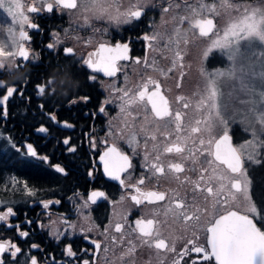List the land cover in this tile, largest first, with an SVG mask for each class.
<instances>
[{"label": "flooded vegetation", "instance_id": "1", "mask_svg": "<svg viewBox=\"0 0 264 264\" xmlns=\"http://www.w3.org/2000/svg\"><path fill=\"white\" fill-rule=\"evenodd\" d=\"M193 1L151 0L142 17L128 24L116 23L109 16L127 10L133 0H100L107 9L102 13L95 10L92 0H78L77 9L56 8L53 13L43 10L39 13L27 12L29 22L37 25L32 28L25 24L23 30L30 39L19 41L29 51V60L17 57L12 66L0 68V94L4 93L6 87L18 89L4 105L0 127L20 131L14 140L18 143L20 152L25 153L26 144L31 143L39 156L46 155L48 161L32 158V167L41 163L49 169L51 176L47 181L48 188L45 189H38L32 182V189L35 191L32 196L23 198L21 195H12L2 198L5 202L0 205V212H5L11 206L15 215L6 221H0V243L11 242L22 248L23 254L17 258L20 264H24L31 256L37 259L38 264H84V261H88V264H174V261L186 264L189 255L192 257L189 264H215L214 260L204 261L202 254L186 251L192 247L187 243L189 240L195 246L207 247L206 228L216 215L212 208L214 198L207 197L206 191L194 192L192 182L198 179V173L188 171L194 166L191 161L185 162L186 171L178 174L179 180L176 179L177 174L169 173L166 168L165 175L146 178L143 185H138L142 192L164 191L167 194L165 201L153 204L144 201L141 205H136L131 199L133 195H138L136 189L123 187L118 181L110 179L104 173L99 159L109 146L116 144L133 161V168L121 176L126 184H136L141 175L148 176L141 167L144 136L155 131L156 122L149 115V119L141 127L147 129V132L132 129L131 132L137 133V151L141 153L135 155L126 140L120 139L121 130L112 128L111 122L120 103L115 100L117 94L112 91L114 88L131 89L134 93L141 90L142 85L150 78L160 84L173 111L179 110L184 114L183 123L186 126L189 122L194 125L196 113L191 108L183 109L182 104L176 101L178 96L188 99L187 96L182 92H169L162 79L164 71L171 72L169 69L174 67L170 65L168 54L177 44L176 38H179L177 28L172 32L166 30V18L171 12L182 14ZM33 2L34 0H30L28 6ZM35 3L39 6L41 0H35ZM85 4L89 10H86ZM163 8H168L169 11L164 13ZM210 17L213 16H197L192 20ZM189 22L190 18L183 26L179 24V33L190 36L188 44L194 40L191 38L193 32L198 31L191 29ZM215 25L216 19L214 28ZM155 33H159L163 39L150 42L142 38L145 34ZM166 37L171 38L167 47ZM101 43L112 47L118 43L128 44V59L117 61L120 70L114 77L94 72L83 63L90 53L98 50ZM149 43L152 47H149ZM49 44H54V47L49 48ZM65 47H72L73 54L66 55L63 51ZM93 76L95 79H91ZM182 76L179 72L177 78ZM38 85L45 87L44 94L40 93ZM154 87V84H148V91L154 90ZM84 96L88 97L86 101L81 99ZM106 99L113 100V103L104 105L105 112L101 113L99 108ZM20 105L25 106L26 117L19 114ZM127 111L130 121L134 114L140 116L137 121L145 115L142 104L132 105ZM52 116L55 120L51 119ZM41 126L47 131L39 132ZM233 127L237 133L238 125ZM7 135L12 139L9 133ZM157 136L161 149L165 143L174 139L173 137L165 142L159 133ZM66 138L75 146V152H69L68 145L63 144ZM239 138L234 137V146H237ZM152 143L148 142L149 151L152 150ZM188 146H193L191 140L188 141ZM161 160L166 166L169 162H179L180 158L167 154L161 155ZM56 164L64 167L67 174L57 173L50 166ZM185 177H189V180L185 181ZM205 187L201 182V188ZM94 190L105 192L107 199L97 198L96 203H92L88 197ZM177 193L176 198L190 206L184 211L190 215L198 214L199 221H186L175 210L166 213V208L170 205L174 209V194ZM85 201L87 206H84ZM45 203H48L47 208L44 207ZM242 203L243 196L237 193L225 209L251 216L256 226L264 231L259 220L243 210ZM137 219H153V237L150 239L153 243L156 239H164L170 248H175V252L145 245L139 233L132 232ZM116 223L124 225L121 233L115 232ZM20 231H27L28 237H21ZM113 237L116 238L115 241ZM129 240L134 246L131 251ZM92 241L100 243L101 248L96 249ZM33 244L37 247H31ZM69 245L73 256L67 255L66 248ZM5 257L7 260L12 259L7 253Z\"/></svg>", "mask_w": 264, "mask_h": 264}, {"label": "snow or ice", "instance_id": "2", "mask_svg": "<svg viewBox=\"0 0 264 264\" xmlns=\"http://www.w3.org/2000/svg\"><path fill=\"white\" fill-rule=\"evenodd\" d=\"M150 4L151 0H133L127 10L118 11L116 15H110L109 18L116 23H131L139 20L144 14V9ZM92 5L97 12L107 11L100 0H92ZM78 6V0H52V2L41 0L39 6L36 5L34 0L27 7V12L39 13L43 10L53 13L56 8L77 9ZM187 6L191 8L194 15H199V10L196 7ZM223 6L232 7L231 4ZM22 7L19 0H0V8H4L12 16L14 23L19 24L21 28L19 40L13 39L11 50H5L6 45L0 43V58H4V60L16 57L23 58L25 61L29 60V51L19 41L30 39L28 33L23 30L25 24L32 28H36L37 25L29 22L28 16L24 15L21 10ZM85 8L89 10L87 4H85ZM200 8H207L211 12L216 11L214 6L201 4ZM162 11L167 13L169 9L163 8ZM237 11H239V7H237ZM186 20H188L187 16H181L178 23L183 24ZM189 23L191 29L198 30L201 37H208L214 28L212 19H194ZM8 32L14 36L12 28H9ZM176 32L179 34V28L176 29ZM193 34L195 35V32ZM142 38L150 42L163 39L159 33L145 34ZM242 41H259L261 45H264V8L250 10L248 7H244L243 18L224 29L223 36H218L217 39H214L211 45L204 49L202 57L207 59L214 49L227 50V59L231 64L225 71H217L215 75L224 77L219 82L222 85L231 84L233 80L239 81L241 91L249 97L247 100L240 101L241 104L246 106V114L241 123L245 124L244 132L251 131L252 139L245 140L238 146H234L233 139L237 133L233 125L236 123V116L230 109V103L228 102L233 97L229 93L228 101L222 102L218 106L216 103L217 88L213 86L217 83L215 80H206L205 87L196 94L195 108L200 118L195 119L194 125L189 122L186 126L183 123L184 114L179 110L173 111L168 99L160 91V84L149 78L147 83L142 85V89L134 93L131 89L126 88H114L112 90L117 94L115 100L120 102L118 106L121 113L127 111L132 105L142 104L145 109L143 119L147 121L150 115L152 120L156 122L155 131L144 136L145 147L141 167L146 170L148 176L141 175L136 184H126L121 176L133 168V161L116 144L109 146L99 157L103 164V171L110 179L118 181L123 187L136 189L138 195L131 197L136 205H141L144 201L149 204L165 201L167 194L164 191L142 192L138 185H143L146 178L151 179L152 177L165 175L166 168L169 173L177 174L176 179L179 180L178 174L186 171L185 162L191 161L194 166L189 168L188 171L198 173V179L192 182L194 184V192L196 190L206 191L207 197L214 198L212 200V208L215 210L216 215L210 222V226L206 228L208 233L207 247L195 246L194 242L189 240L187 243L192 245V247L186 249V251L188 253L202 254L204 261L214 260L215 264H264V231L256 226L249 215L225 209L230 199L234 200L236 194L239 193L247 204L246 211L264 219V205L257 209L256 204L251 199V189L249 187L251 180L248 178V168L245 166L246 163L249 166H264V61L260 63L261 71L257 72L256 64L251 61L250 57L241 52ZM184 43H187V40ZM165 46L167 47V45ZM48 47L52 48L54 44H49ZM149 47H152L151 43H149ZM63 51L70 56L73 54L74 49L65 47ZM128 51L127 43H118L114 47L101 43L98 50L95 53H90L88 59L84 60L83 63L94 72H103L106 76L114 77L120 70L117 67V61L127 60ZM261 55H264V53H261ZM175 56L183 60V56L179 51L175 53ZM4 60H0V68L4 67ZM173 66L175 67V61H173ZM179 67L183 68V65L181 64ZM91 79H95V76L91 77ZM148 84H154V90L149 92ZM179 86L177 85V87ZM38 88L40 93L44 94L45 87L38 85ZM17 92L18 89L16 88L6 87L4 93L0 94L2 96L0 98V115L4 114V105ZM81 99L86 101L88 97L84 96ZM176 101L178 104H182L185 110L189 109L193 103V101L186 99L184 96H178ZM110 103H113V100L106 99L104 104L100 106L99 112L104 113V105ZM51 119L55 120V117L52 116ZM255 123H258L261 127L256 129ZM38 131L43 133L47 129L41 126ZM140 131L147 132V129L141 128ZM157 133L163 137L165 142L169 141L170 138L174 137V139H171L169 143H165L161 149L160 144L157 143ZM193 134H195V137ZM136 136V132H131L127 137L121 135L120 139L126 140L135 155H140L141 153L137 151L139 141ZM189 140L192 141L193 146L191 147L188 146ZM149 141L153 142L151 151L148 150ZM63 144L68 145L67 150L69 152L76 151L75 146L70 143L69 139H64ZM185 152H187V155H185ZM167 154L179 157V162H169L165 166L161 160V155ZM25 155L48 161L46 155H38L32 144H27ZM200 157L203 159L201 160ZM50 166L57 173L67 174L65 168L59 164ZM89 174L91 175V173ZM187 180H189V177H185V181ZM185 181H181V183ZM201 182L206 185L205 188H201ZM16 183L19 182L17 181ZM22 190L29 196L35 194V191L26 183L22 185ZM176 197H178V193L174 194V209L170 205L166 208V213L175 210L186 221H199L200 216L196 213L190 215L187 211H184L186 207L190 206ZM207 197L205 198L207 199ZM97 198L107 199V196L103 191L94 190L88 200L96 203ZM2 203L4 202L0 201V204ZM55 203H59V201H55ZM84 206H87V201H85ZM44 207L47 208L48 203H45ZM221 209L225 210L221 211ZM14 215L13 207L8 206L5 212H0V221H6ZM28 223H33V221H28ZM153 225V219H137L132 232H138L139 237L148 247L175 252V248H170L164 239H156L153 243L150 239L153 237ZM123 227V224L116 223L114 226L115 232L121 233ZM19 235L26 238L29 233L20 231ZM157 235L159 234L157 233ZM112 239L115 241L116 238L113 237ZM92 243L95 244L96 249L101 248V244L97 241H92ZM128 244L130 246L129 251H131L134 247L133 242L129 240ZM31 247L35 248L37 245L33 244ZM104 250L107 251V248ZM66 252L69 256L74 255L70 245L67 246ZM6 253L10 255L11 260L6 259ZM22 254V248L15 243H0V264H20L17 258ZM191 261L192 257L189 255V261L186 264ZM24 264H38V261L34 256H31L25 260ZM84 264H88V261H84ZM174 264H179V262L174 261Z\"/></svg>", "mask_w": 264, "mask_h": 264}, {"label": "rangeland", "instance_id": "3", "mask_svg": "<svg viewBox=\"0 0 264 264\" xmlns=\"http://www.w3.org/2000/svg\"><path fill=\"white\" fill-rule=\"evenodd\" d=\"M29 1L30 0H19L21 5L23 6L21 10L26 16H28L27 7ZM201 4L214 6L216 11L211 12L207 8H200ZM225 4H231L232 7L223 6ZM192 6L196 7L199 10V17H215V28L208 37H201L199 36V32L196 31L195 35L193 34L191 37L194 40L190 41L189 44L184 43L185 40L190 39V36L187 35V33L178 34L179 38H176L177 44L168 54L170 65L172 66L173 61H175V67L172 68L171 72L164 71V73L162 74L164 87L169 92H182L187 96L188 100L193 101L190 108L194 113H196V117L200 118L195 108V101L197 99L196 94L205 87L206 80H215L217 83L213 86L217 88L216 103L218 106L221 105L222 102L228 101L229 93H231L233 97L228 102L230 103V109L236 116V123L234 125H238L239 127V130H237L238 134L236 135V137H240L237 140L238 146L245 140L252 139L251 131L244 132L243 128L245 127V124L241 123L246 114V106L241 104L240 101L247 100L249 99V97L243 91H241L239 81L233 80L231 84L222 85L219 82L222 81L224 77L215 75L217 71H225L231 64V62L227 59V50L214 49L207 59H203L202 53L205 48L211 45V42L214 39H217L218 36H223L224 29H226L233 23H237L240 19L243 18L244 7H248L250 10L255 8H264V0H211L210 2H207V0H194ZM237 7H239V11H237ZM181 16H187L188 18H190V21L193 18L197 17L192 13L191 8L186 9L184 12H182V14H179L177 11L175 13L171 12L169 17L166 18V20H168V22L166 23V30L168 32H172L174 28L180 29L178 21ZM185 22L183 24H185ZM183 24L180 25L183 26ZM9 28L13 29L14 36L8 32ZM19 29L20 25L14 23L12 16H10L4 8H0V43L6 45L5 50L12 49L13 39L15 38L18 40L20 32ZM165 41V44L167 46L170 45L171 42L168 37L165 38ZM174 51L175 53L179 51L183 56V60L176 58V56L173 55ZM241 52L250 57L251 61L256 64V71L260 72V63L264 61V55H261V53H264V45H261L259 41H242ZM0 60H4V58H0ZM15 61H17V57L4 60V68L12 66ZM178 64H182L183 68H180ZM179 72L183 73V76L180 79L177 78ZM177 85L180 86L177 87ZM137 119H140V116H138V114H134V118L130 121L129 112L125 111L121 113L120 108L118 107L117 112L113 116V121L111 122L112 128L114 130L120 129V134L123 136H128L131 131H133V128H135L137 132H140V129L144 125L145 120L143 119V117L141 120L137 121ZM249 119H251V117H249ZM255 127L256 129H259L261 126L258 123H255ZM0 137L3 140L6 149H9V151L18 150V143L15 142L14 139H11L6 133L0 132ZM251 166L246 163V167L248 169ZM262 170H264V166H260V175ZM251 199L256 204L255 200H253L254 198H252V195ZM0 201L5 202L2 200V198H0ZM242 204L243 210L248 213L246 211L247 204L244 199ZM248 214L256 217L257 219L259 218L258 215H253L251 213Z\"/></svg>", "mask_w": 264, "mask_h": 264}, {"label": "trees", "instance_id": "4", "mask_svg": "<svg viewBox=\"0 0 264 264\" xmlns=\"http://www.w3.org/2000/svg\"><path fill=\"white\" fill-rule=\"evenodd\" d=\"M21 111L19 114L26 117V109L24 105H20ZM1 128V127H0ZM0 132L9 133L12 139H17L18 131L0 129ZM27 133V132H26ZM25 133V134H26ZM263 167V166H262ZM50 175L49 169L41 164L36 163L32 167V157L25 155L19 150L6 149L4 142L0 137V198L10 197L12 195H21L23 198L27 193L22 190V185L27 184L32 189V182L38 189L48 188V178ZM251 180V195L255 200L258 209L264 205V170L259 177H252ZM19 183H16V182ZM50 185V184H49ZM39 190L37 191L38 194ZM264 229V219L258 218Z\"/></svg>", "mask_w": 264, "mask_h": 264}, {"label": "bare ground", "instance_id": "5", "mask_svg": "<svg viewBox=\"0 0 264 264\" xmlns=\"http://www.w3.org/2000/svg\"><path fill=\"white\" fill-rule=\"evenodd\" d=\"M249 177L251 178V176L254 178L255 176L256 177H259L260 176V166H256V165H253L249 168Z\"/></svg>", "mask_w": 264, "mask_h": 264}, {"label": "water", "instance_id": "6", "mask_svg": "<svg viewBox=\"0 0 264 264\" xmlns=\"http://www.w3.org/2000/svg\"><path fill=\"white\" fill-rule=\"evenodd\" d=\"M199 19H203V18H199ZM208 19H212L213 20V22H214V24H215V19L213 18V17H210V18H208ZM24 44V43H23ZM24 46H25V44H24ZM161 87V86H160ZM160 91H161V93L165 96V94L163 93V91L161 90V88H160ZM166 97V96H165ZM27 144H31V143H27ZM27 144H26V146H27ZM236 211V210H235ZM241 214H243V213H241ZM250 218H252L251 216H249ZM253 219V218H252ZM253 222H254V220H253ZM255 223V222H254Z\"/></svg>", "mask_w": 264, "mask_h": 264}]
</instances>
